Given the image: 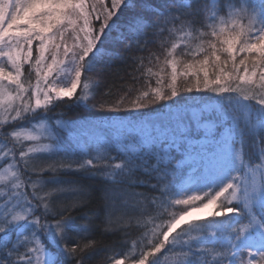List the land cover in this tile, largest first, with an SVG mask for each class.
I'll use <instances>...</instances> for the list:
<instances>
[{
  "label": "snow or ice",
  "instance_id": "1",
  "mask_svg": "<svg viewBox=\"0 0 264 264\" xmlns=\"http://www.w3.org/2000/svg\"><path fill=\"white\" fill-rule=\"evenodd\" d=\"M110 34L141 51L158 38L163 60L145 69L155 88L100 108L138 111L175 105L181 92L212 93L216 123L194 114V132L177 107L163 139L150 122L110 117L102 127L112 135L66 143L75 123L46 114L94 95L84 74ZM0 161V264H85L92 242L74 240V218L51 203L55 195L76 197L73 208L90 202L85 187L59 178L68 171L105 181V231L146 229V250L111 264H158L169 252L179 253L176 264H264V0H0Z\"/></svg>",
  "mask_w": 264,
  "mask_h": 264
},
{
  "label": "trees",
  "instance_id": "2",
  "mask_svg": "<svg viewBox=\"0 0 264 264\" xmlns=\"http://www.w3.org/2000/svg\"><path fill=\"white\" fill-rule=\"evenodd\" d=\"M144 2L145 5L149 3L155 5L161 3V0H144ZM105 3L110 6L111 0H105ZM140 10L139 8L135 9V11ZM129 16L130 12L125 10L121 15V19L123 20ZM94 27H99L98 21L94 22ZM118 39L113 34L104 38L103 45H99L102 51L98 54L100 57L98 62L92 71L84 74V77L91 78L94 95L89 96L87 101L81 103H75L74 99H65L57 102L56 106L46 114L49 118V123L54 122L55 119L63 121L76 118H91L95 121H107L110 117H118L121 120H133L136 122L161 117L160 114H164L167 111L166 109H170V107L172 111H169L165 115L166 119L162 117L163 120H160L159 126L152 123L158 129L157 134L161 135V139L164 138L162 131L166 134L168 130L167 126L170 122L173 123L175 117L174 111L177 107L183 110L182 114L185 116L184 123L192 128L194 132L195 121L192 119L194 116L192 113L195 115L203 113L204 116L209 118L207 121L209 126L216 123V118L220 115L218 110L221 105L218 103L220 98L212 93L181 92L180 96L175 98V105H172L171 102L168 104L161 103L138 111H124L122 108L121 112L112 113L107 111L106 108H100V104H105L106 106L112 105L120 101L121 98H124V104H128L142 91L156 87V77H149L145 69L151 67L154 72L159 70V65L154 60V57L157 55L161 57V61L163 60V49L159 39L156 38V42H149L142 51L137 49L135 43H132L131 47H129V42L117 43ZM153 39V37H148L149 41ZM178 51L180 50L178 49ZM140 58H144L143 67H139ZM150 58H153L152 63H149ZM185 59H190V57H185ZM24 72L25 78H27L29 65H25ZM32 82H35L34 74ZM79 94L80 91L77 92V95ZM253 103L255 102L253 101ZM214 109L217 110L215 113L213 111ZM108 135H112V133L109 131ZM97 137L99 136L96 135L92 140ZM201 143H207V141L201 140ZM176 155L179 158V154L177 153ZM41 163H47V161H42ZM50 174L45 172L43 175L47 177ZM59 178L62 181L85 187L92 196L90 202L86 203L84 207L76 208L72 207V202L76 197L55 195L51 198L54 211L67 209L66 214L74 218L76 227L70 234L73 239L81 244L88 243L89 241L92 242L93 247L89 250L85 264H111V261L120 258L122 253L130 254L134 252L138 256L141 251L146 250L145 241L143 240L146 229L143 227L138 230L133 226L127 231L126 235L123 232L104 230V210L101 197L105 187V181L100 176H94L85 171H68L62 172ZM142 179L147 180L148 178L142 177ZM191 179V176L187 173L182 176V181L185 185L190 184ZM51 187L49 186L45 191L50 190ZM137 190L149 193L150 195H158V193H150L147 187H141ZM178 210L179 207L168 208V213ZM162 211V209H158L153 215L156 216ZM54 219H59V216H48L49 222H54ZM161 222L158 218L155 220V223ZM184 227L182 225L177 229V232H180ZM148 228L150 229L151 225H148ZM148 234L150 235V231ZM81 237H84V239H81ZM178 254L176 252H169L167 255L158 254L160 255L158 264H176ZM64 264H73V262L65 259Z\"/></svg>",
  "mask_w": 264,
  "mask_h": 264
},
{
  "label": "rangeland",
  "instance_id": "3",
  "mask_svg": "<svg viewBox=\"0 0 264 264\" xmlns=\"http://www.w3.org/2000/svg\"><path fill=\"white\" fill-rule=\"evenodd\" d=\"M34 47H35V44H34ZM82 79H83V77H82ZM78 91H80V90L78 89ZM166 110L167 111L164 114H160L161 117L150 118L148 120H141V121L150 122L151 124L154 123L155 125L159 126L160 120H163L162 117H164L166 119L165 115L169 112V109H166ZM192 114L194 115V113H192ZM175 115H176V111H174V116ZM63 121H65V122L71 121V122L75 123V127H74V131L72 133V136L69 137L68 140L66 141V143H69L72 145H75L77 140H79L81 142L86 141V140L92 141V138H95L96 135H98L100 137V136H107V134H109V131L104 130L102 127V124L105 121H95V120H92L91 118H76L73 120H63ZM124 121H126V120H124ZM127 121H133V120H127ZM29 122L30 121H24L23 123L25 126H27ZM170 126H173V123L170 122L167 127L169 128ZM9 130H11V129H9ZM162 134H164V131H162ZM25 143L27 144L30 142H25ZM18 155H19V153L17 152V156ZM0 162H2V161H0ZM40 194L43 195V193H40ZM51 203H52V201H51ZM194 216H197V214L194 213Z\"/></svg>",
  "mask_w": 264,
  "mask_h": 264
},
{
  "label": "bare ground",
  "instance_id": "4",
  "mask_svg": "<svg viewBox=\"0 0 264 264\" xmlns=\"http://www.w3.org/2000/svg\"><path fill=\"white\" fill-rule=\"evenodd\" d=\"M195 214H197V216H203L204 215V213H195Z\"/></svg>",
  "mask_w": 264,
  "mask_h": 264
}]
</instances>
